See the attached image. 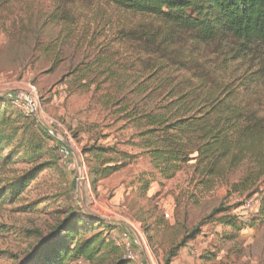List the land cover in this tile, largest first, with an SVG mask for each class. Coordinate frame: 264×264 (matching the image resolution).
Segmentation results:
<instances>
[{
	"label": "rangeland",
	"instance_id": "1",
	"mask_svg": "<svg viewBox=\"0 0 264 264\" xmlns=\"http://www.w3.org/2000/svg\"><path fill=\"white\" fill-rule=\"evenodd\" d=\"M153 23L116 8L110 0H16L0 8V102L5 96L31 94L39 107L30 120L55 135L43 140L37 160L46 163V169L19 200L0 207V225L5 228L0 264H26V256L70 211L116 225L111 230L95 225L93 234L114 237L121 245L127 233L134 253L130 264H165L182 240L185 246L169 264H264V220L257 218L258 209L241 207L243 200L258 201L260 196L227 195L224 186L200 192L192 162L173 179L158 178L149 158L130 146L136 143L137 129L104 98L106 88L118 80L108 82L107 70L123 80L128 77L125 93L148 75L151 48L146 51L143 41L131 34L141 35ZM128 98L130 108L141 105L138 97ZM7 108V117L17 112ZM93 144L114 146L133 158L93 184L91 164L83 153ZM12 161L17 172L33 166L20 156ZM148 173L155 182L146 191ZM26 205L31 209L23 212ZM217 209L221 212L212 214ZM225 217L237 225H223ZM122 255L123 247H118L104 261L76 264H112Z\"/></svg>",
	"mask_w": 264,
	"mask_h": 264
},
{
	"label": "trees",
	"instance_id": "2",
	"mask_svg": "<svg viewBox=\"0 0 264 264\" xmlns=\"http://www.w3.org/2000/svg\"><path fill=\"white\" fill-rule=\"evenodd\" d=\"M15 1L0 0V8ZM110 2L154 21L141 35L131 34L136 41H143L146 51L151 48L152 63L146 66L144 80L125 93L128 77L123 80L106 71L107 80H118L106 88L104 98L111 99L116 113L137 129L136 143L130 146L142 150L162 180L173 179L182 166L192 162L200 192L224 186L227 195H259L257 218L264 220V0ZM129 95L138 97L141 105L130 108ZM2 105L6 107L0 110V207L19 200L46 169V163L37 160L43 140H53L30 120L33 117L21 113L10 96L1 98ZM8 106L17 111L10 117L6 116ZM83 153L91 164L88 169L93 184L125 168L133 158L114 146L98 144L85 147ZM13 156L25 158L33 166L17 172L11 168ZM145 176L150 178L143 181L147 191L155 177L152 173ZM30 209L26 205L23 212ZM220 212L217 209L212 214ZM221 222L237 225L226 217ZM104 224L70 211L26 256L25 263L104 261L118 250L109 235L110 239L103 233L93 234L95 225L108 230L116 226ZM4 230L0 225V235ZM185 244L186 240L178 243L165 264ZM114 260L112 264L131 263L124 255Z\"/></svg>",
	"mask_w": 264,
	"mask_h": 264
},
{
	"label": "built area",
	"instance_id": "3",
	"mask_svg": "<svg viewBox=\"0 0 264 264\" xmlns=\"http://www.w3.org/2000/svg\"><path fill=\"white\" fill-rule=\"evenodd\" d=\"M30 92L33 94H36V90L33 88L30 89ZM29 97H21L22 95H16L14 97H11L12 103L19 108L21 113L24 116L31 117L35 116L38 111V103L37 100L34 97H31V94H29ZM242 209H245L247 211H256L259 207V200H251V199H245L243 200V203L241 205ZM164 217L167 219L169 218V215L166 213L164 214ZM123 240L126 242L121 245L120 240L116 238H111V242L116 246V247H123L124 250V257L128 260H131L133 258V248L131 247V243L129 241V236L127 233L122 234ZM196 254V251L194 252Z\"/></svg>",
	"mask_w": 264,
	"mask_h": 264
},
{
	"label": "water",
	"instance_id": "4",
	"mask_svg": "<svg viewBox=\"0 0 264 264\" xmlns=\"http://www.w3.org/2000/svg\"><path fill=\"white\" fill-rule=\"evenodd\" d=\"M46 129V131L52 136H55L54 135V132L52 131V130H50L49 128H45ZM66 145V144H65ZM68 148H69V146L68 145H66ZM70 149V148H69ZM78 166H80V162H78Z\"/></svg>",
	"mask_w": 264,
	"mask_h": 264
}]
</instances>
